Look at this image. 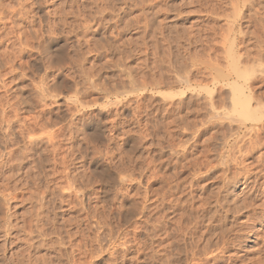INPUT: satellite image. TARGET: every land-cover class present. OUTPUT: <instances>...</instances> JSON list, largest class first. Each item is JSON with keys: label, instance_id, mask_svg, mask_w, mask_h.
<instances>
[{"label": "rangeland", "instance_id": "obj_1", "mask_svg": "<svg viewBox=\"0 0 264 264\" xmlns=\"http://www.w3.org/2000/svg\"><path fill=\"white\" fill-rule=\"evenodd\" d=\"M247 1L0 0V264H264Z\"/></svg>", "mask_w": 264, "mask_h": 264}, {"label": "bare ground", "instance_id": "obj_2", "mask_svg": "<svg viewBox=\"0 0 264 264\" xmlns=\"http://www.w3.org/2000/svg\"><path fill=\"white\" fill-rule=\"evenodd\" d=\"M243 1H244V3H245L247 0H243ZM252 1H253V0H252ZM226 2H227V1H226ZM247 2L250 4L249 1H247ZM260 2H261V1L258 0V4H259V6H262V7H263V5H260ZM237 3H238V1H237ZM253 3H254V4H257V1H256V3H255V2H253ZM253 3H252V4H253ZM242 4H243V3H242ZM246 4H247V3H246ZM252 4H250V5H248V6H252ZM254 4H253V5H254ZM261 4H262V3H261ZM226 6H227V5H226ZM244 6H246V5L244 4L243 7H244ZM255 6H256V5H255ZM246 7H247V6H246ZM262 7H260V8L262 9ZM225 8H226V7H225ZM237 8H238V5H237ZM244 8H245V7H244ZM253 8H255V11H256V9L258 8V6H257V8L253 6ZM253 8H251V7L249 8V7H248V9H247V12H248V13H246V12H245V13H246V14H249V13L252 14V11H254ZM263 9H264V8H263ZM259 10H260V9H259ZM230 11H231V10H230ZM257 11H258V10H257ZM260 11H261V10H260ZM258 12H259V11H258ZM263 12H264V11H263ZM245 13H244L243 16H245V17L248 16V15H245ZM254 13H256V15H255ZM254 13H253L254 15H253V14H252V15H253L254 18H255V16H257V17H256L257 19H253V20H258L259 17H258V15H257V12H254ZM259 14H260V13H259ZM240 15H241V13H239V17H240ZM249 15H250V14H249ZM252 15L249 16V17L251 18V20H252ZM229 17H230V16H229ZM229 17H228V19H229ZM245 17H244V18H245ZM260 17H261V16H260ZM230 18H231V17H230ZM246 18H247V17H246ZM262 18H263V17H262ZM262 18H259V20L262 21V20L264 19V18H263V19H262ZM261 19H262V20H261ZM229 20H231V19H229ZM245 20H247V19H245ZM253 20H252V21H253ZM252 21H249V22H252ZM263 21H264V20H263ZM246 22H247V21H246ZM253 22H254V21H253ZM253 22H252V23H253ZM236 23H237V22H236ZM252 23H251V24H252ZM255 23H256V21L254 22L253 25H255ZM257 23H261V22H258V21H257ZM263 23H264V22H263ZM249 25H250V24H249ZM259 25H260V24H259ZM250 26H252V25H250ZM228 27H229V25H228ZM259 27H260V26H259ZM261 27H262V26H261ZM263 27H264V26H263ZM233 28H234V27H233ZM228 29H229V28H228ZM231 30H232V28H231ZM245 30H246V29H245ZM259 30H260V29H259ZM229 31H230V30H229ZM229 31H228V32H229ZM246 31H247V30H246ZM249 31H250V30H249ZM228 32L226 31V34H227ZM256 32H257V31H256ZM248 33H249V32H248ZM251 33H252V32H251ZM259 33H260V32H259ZM259 33H258V34H259ZM263 33H264V32L261 31V35H263ZM249 34H250V33H249ZM242 36H243V35H242ZM228 37H229V36H228ZM244 37H245V36H244ZM255 37H257V35H255ZM252 38H253V36H252ZM263 38H264V37H263ZM242 39H243V38H242ZM258 39H261L260 36H258ZM253 40H254V39H253ZM261 40H263V39H261ZM261 40H260V42H261ZM254 41H257V40H254ZM224 42H225V41H224ZM260 42L258 43V41H257V43H256V44H257V47H258L259 44H261ZM231 44H232V42H231ZM231 44H230V45H231ZM263 44H264V43H263ZM232 45H233V44H232ZM232 45H231V46H232ZM261 45H262V44H261ZM261 45H260V46H261ZM244 46H245V45H244ZM240 47H241V46H240ZM245 47H246V46H245ZM263 47H264V46H263ZM259 48H260V50H261V47H259ZM231 49H234V48H231ZM240 49H241V48H240ZM244 51H246V50L244 49ZM249 52H250V51H249ZM251 53H252V52H251ZM253 53H254V52H253ZM238 54H239V53H238ZM257 54H258V53H257ZM257 54H256V55H257ZM256 55H255V56H256ZM240 56H241V55H240ZM249 56H250V55H249ZM258 56H260V54H258L257 57H258ZM260 57H261V56H260ZM249 58H250V57H249ZM229 59H230V58H229ZM245 59H246V58H245ZM253 59H254V58H253ZM241 61H242V60H241ZM256 61H257V60H256ZM215 63H216V62H215ZM252 68H253V67H252ZM254 71H255V70H254ZM235 72H236V71H235ZM240 72L243 74V69H241ZM237 74L239 75V73H237ZM242 74H241V77H243L242 79H244L242 83H244V85H245V82H246L245 80H246V77H247L248 75L245 73V74L242 76ZM245 76H246V77H245ZM253 76H254V75H253ZM224 77H225V76H224ZM238 77H239V76H238ZM241 77H240V78H241ZM248 78L250 79L251 77L248 76ZM252 78H253V77H252ZM224 79H225V78H224ZM238 79H239V78H238ZM254 79H255V78H254ZM251 80H252V79H251ZM239 81H240V79H239ZM249 81H250V80H249ZM247 84H248V83H247ZM240 86H241V85H240ZM236 88H237V87H236ZM244 88H245V87H244ZM239 89H240V88H239ZM237 90H238V89H236L235 92H236ZM248 93H249V92H248ZM237 95H238V97H236V99H237V100H238V99L240 100V101H239V104L242 105V106H241V109H242V110H243V109H248L249 111H251V109H254V108H255L254 111L257 110V109H256L257 105L255 106L254 104H252L251 100L248 98L249 96L247 97L245 94H243V93L240 92V91H238V92L236 93V96H237ZM234 98H235V97H234ZM250 98H251V97H250ZM255 99H256V98H255ZM256 100H257V99H256ZM256 104H257V103H256ZM258 104H259V102H258ZM258 106L260 107V105H258ZM243 111H244V110H243ZM254 111H252V112H254ZM246 113H247V112H246ZM250 114H252V113H250ZM250 114H247V116L250 115ZM256 114H257V113H255V115H256ZM250 117H251V116H250ZM255 118H256V120L254 119L255 122H257L259 119H257L258 117H255ZM249 119H250V118H249ZM250 120H251V119H250ZM258 122H259V121H258ZM254 136H256V135H254ZM257 136H258V135H257ZM255 138H256V137H255ZM259 142H260V141H259Z\"/></svg>", "mask_w": 264, "mask_h": 264}]
</instances>
